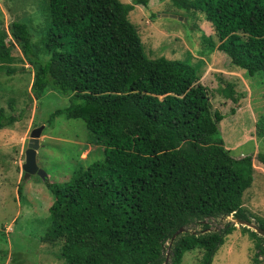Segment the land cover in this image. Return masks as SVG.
<instances>
[{
    "label": "trees",
    "instance_id": "obj_1",
    "mask_svg": "<svg viewBox=\"0 0 264 264\" xmlns=\"http://www.w3.org/2000/svg\"><path fill=\"white\" fill-rule=\"evenodd\" d=\"M44 2V31H33L26 19L8 28L0 23V73L15 72L11 64L18 60L28 62L30 102L48 90L69 95V105L51 114L50 126L60 116L82 120L89 142L102 149L104 159L80 164L62 184L46 176L54 201L40 238L43 246L59 247L55 255L63 264H164L168 243L169 264H182L197 249L203 252L201 264H212L235 226L210 231L206 220L230 215L249 220L244 195L255 176L252 156L235 159L226 147L220 124L227 116L213 110L210 93L200 83L203 60L149 57L130 18L133 4ZM135 3L146 6L148 0ZM172 3L191 12L187 16L201 14L211 23L219 45L208 36L207 53H225L250 78L264 74V0ZM16 46L23 59L13 54ZM217 91L237 105L230 114L239 116L247 94L232 83ZM7 105L0 100V131L23 118L16 113L15 98ZM260 122L257 136L263 133ZM258 161L264 164V154ZM258 220L264 229V220ZM196 225L204 232L188 230ZM182 227L186 231L172 239ZM243 229L257 240L258 255H264V238ZM1 252L4 262L8 250ZM18 258L12 256L10 264H21Z\"/></svg>",
    "mask_w": 264,
    "mask_h": 264
},
{
    "label": "rangeland",
    "instance_id": "obj_2",
    "mask_svg": "<svg viewBox=\"0 0 264 264\" xmlns=\"http://www.w3.org/2000/svg\"><path fill=\"white\" fill-rule=\"evenodd\" d=\"M121 1L134 5L130 18L143 36L149 57L165 54L173 60L184 61L188 56L193 63L203 60L200 83L210 93L213 110L227 116L220 124L226 147L235 159L252 156L255 182L245 192L243 207L249 220L259 225L258 219L264 220V164L258 161V155L264 154V74L250 78L225 53L217 49L207 53V37L214 36L216 47L219 41L211 23L201 18V14L198 18L187 16L191 12L177 9L172 0H148L146 6L136 4L135 0ZM45 6L44 0H0V23L8 28L11 22L26 19L33 31L34 28L44 31L48 20ZM13 54L23 59L19 47H15ZM11 67L16 69L15 72H7L6 68L0 73V100L7 107V100L15 98L16 113H23V118L13 128L0 131V264H10L15 254H19L21 264H63L55 255L59 247L51 245L46 248L40 241L48 226V208L54 201L53 196L38 175L24 179L22 166L30 134L33 129L44 126L36 161L38 167L46 172L50 183L54 184L69 181L80 164L86 167L104 159L103 151L89 142V133L82 120L60 116L50 126L51 114L69 105V95L48 90L40 99L30 102L31 65L18 60ZM226 83L234 84L238 93L247 94L239 103L242 108L240 117L230 114L232 107L237 105L224 99L217 91ZM257 122L263 130L260 136H257ZM206 222L210 231L217 232L227 225L235 226V230L225 237L226 241L212 264H264V255H258L257 240L244 231L245 227L236 222L234 215L207 219ZM188 230L204 232L198 225ZM166 248L167 256L168 243ZM2 250H8L4 262ZM202 255L198 249L188 253L182 264H201Z\"/></svg>",
    "mask_w": 264,
    "mask_h": 264
},
{
    "label": "water",
    "instance_id": "obj_3",
    "mask_svg": "<svg viewBox=\"0 0 264 264\" xmlns=\"http://www.w3.org/2000/svg\"><path fill=\"white\" fill-rule=\"evenodd\" d=\"M167 16V15H165ZM44 129V126H41L39 128L34 129L31 132L30 139L28 142V149L25 153V162L22 166V170L24 172V179L28 178L30 176L38 175L43 180L46 179V172H44L42 169H40L37 165L36 156L37 151L39 149V137ZM236 222L240 225L247 227L257 233L259 236L264 238V229L261 228L259 225L251 222L250 220H244L240 218H236ZM186 231L185 227L180 228L176 234L173 236L172 239H174L177 235L183 233ZM170 256L167 255L166 261L164 264H169Z\"/></svg>",
    "mask_w": 264,
    "mask_h": 264
},
{
    "label": "clouds",
    "instance_id": "obj_4",
    "mask_svg": "<svg viewBox=\"0 0 264 264\" xmlns=\"http://www.w3.org/2000/svg\"><path fill=\"white\" fill-rule=\"evenodd\" d=\"M38 128H39V127H38ZM35 129H36V128H35ZM33 130H34V129H33ZM33 130H32V131H33ZM30 135H31V134H30ZM28 142H29V141H28Z\"/></svg>",
    "mask_w": 264,
    "mask_h": 264
}]
</instances>
